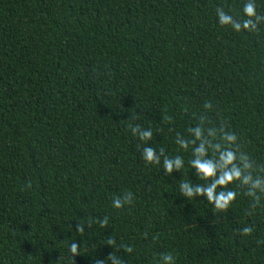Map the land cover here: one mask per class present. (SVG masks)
<instances>
[{
	"label": "trees",
	"instance_id": "1",
	"mask_svg": "<svg viewBox=\"0 0 264 264\" xmlns=\"http://www.w3.org/2000/svg\"><path fill=\"white\" fill-rule=\"evenodd\" d=\"M244 3L0 0V264H72L73 242L75 264L111 252L124 264L162 253L175 264H264V194L253 208L246 187L230 184L236 199L218 211L179 189L204 183L192 146L176 143L201 117L264 165V23L236 32L216 13L243 20ZM136 125L152 138L133 135ZM147 146L184 167L167 175L145 162ZM125 193L132 203L113 207Z\"/></svg>",
	"mask_w": 264,
	"mask_h": 264
},
{
	"label": "clouds",
	"instance_id": "2",
	"mask_svg": "<svg viewBox=\"0 0 264 264\" xmlns=\"http://www.w3.org/2000/svg\"><path fill=\"white\" fill-rule=\"evenodd\" d=\"M242 11L246 17L243 20H237L232 15L226 13L223 8L217 7L216 13L218 23L221 26H231L234 31L255 32L258 26L264 23V14L257 12L255 0H245ZM205 109H211V102H206ZM206 118L201 117V122L188 129L191 138L185 139L177 135L176 143L188 150L192 146V159L189 164L196 170V177L204 183L192 184L188 181H182L179 185L180 194L189 199L194 197H203L218 211H227L235 201L237 192L230 190L228 185L239 182L241 186L246 187V195L253 198L252 207L255 208L260 204L261 196L264 194V174L254 175V171L264 173V165L256 166L250 160L249 156L241 151L238 143L239 137L234 133L225 130L223 127L213 128L205 127ZM133 135H138L141 141H147L152 138L151 129H142L140 125L132 126ZM142 157L146 163L162 164L163 170L167 175L173 171H180L184 167V160L181 156L175 157L164 156L163 148L159 152L150 147H144ZM163 157V160L161 159ZM28 186L31 184L29 182ZM133 201L132 193H125L124 196L113 199V207L122 208ZM251 215V213H249ZM102 228L108 225V218L104 217L99 221ZM77 232L84 234V226L77 224ZM240 234L249 236L253 233L252 226H245L239 230ZM108 245L115 244L110 239L106 242ZM123 252L131 253V246L122 245ZM80 245L73 242L69 246L72 264H75V257L81 255ZM112 261V264H124V260L117 257L111 252L104 260L97 259L94 264H106ZM158 264H175V257L171 253H162Z\"/></svg>",
	"mask_w": 264,
	"mask_h": 264
}]
</instances>
